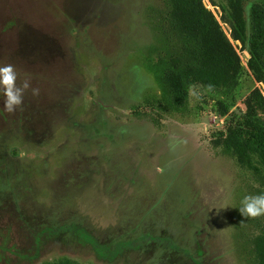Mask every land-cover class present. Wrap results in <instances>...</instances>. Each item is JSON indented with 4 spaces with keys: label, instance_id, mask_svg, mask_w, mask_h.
I'll return each instance as SVG.
<instances>
[{
    "label": "rangeland",
    "instance_id": "374dc122",
    "mask_svg": "<svg viewBox=\"0 0 264 264\" xmlns=\"http://www.w3.org/2000/svg\"><path fill=\"white\" fill-rule=\"evenodd\" d=\"M3 65L0 264H264V0H0Z\"/></svg>",
    "mask_w": 264,
    "mask_h": 264
},
{
    "label": "clouds",
    "instance_id": "9594fccd",
    "mask_svg": "<svg viewBox=\"0 0 264 264\" xmlns=\"http://www.w3.org/2000/svg\"><path fill=\"white\" fill-rule=\"evenodd\" d=\"M28 88L27 81L17 84V74L12 65L0 66V100L3 103V111L8 113L15 111L22 104ZM37 91L32 89L34 95ZM237 209L244 217L264 214V194L243 197Z\"/></svg>",
    "mask_w": 264,
    "mask_h": 264
},
{
    "label": "trees",
    "instance_id": "16d2710c",
    "mask_svg": "<svg viewBox=\"0 0 264 264\" xmlns=\"http://www.w3.org/2000/svg\"><path fill=\"white\" fill-rule=\"evenodd\" d=\"M189 4H190V2H189ZM202 11H206L205 8H203ZM152 71L154 72L153 69H152ZM154 75L157 77L158 74L155 73ZM261 137L263 138V141H264V134H262ZM41 264H81V263H79V262H77L75 260L68 259V258H60V259H57V260H54V261L44 262V263H41Z\"/></svg>",
    "mask_w": 264,
    "mask_h": 264
}]
</instances>
